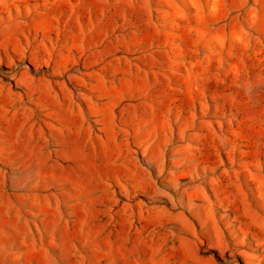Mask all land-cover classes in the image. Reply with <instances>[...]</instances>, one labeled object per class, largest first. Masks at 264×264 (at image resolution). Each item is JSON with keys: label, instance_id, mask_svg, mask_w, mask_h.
<instances>
[{"label": "rangeland", "instance_id": "1", "mask_svg": "<svg viewBox=\"0 0 264 264\" xmlns=\"http://www.w3.org/2000/svg\"><path fill=\"white\" fill-rule=\"evenodd\" d=\"M0 264H264V0H0Z\"/></svg>", "mask_w": 264, "mask_h": 264}]
</instances>
